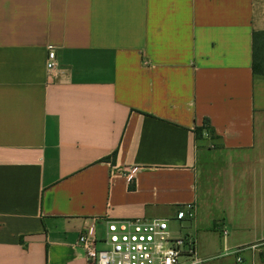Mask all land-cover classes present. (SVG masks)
Segmentation results:
<instances>
[{"label": "crops", "instance_id": "1", "mask_svg": "<svg viewBox=\"0 0 264 264\" xmlns=\"http://www.w3.org/2000/svg\"><path fill=\"white\" fill-rule=\"evenodd\" d=\"M256 33L264 0H0V264H87L83 231L140 218L194 233L206 264H236L233 210L249 207L263 242L262 171L247 192L238 170L264 151ZM206 147L226 157L220 230L200 226ZM192 204L195 222L174 221ZM214 231L221 253L204 245Z\"/></svg>", "mask_w": 264, "mask_h": 264}, {"label": "built area", "instance_id": "2", "mask_svg": "<svg viewBox=\"0 0 264 264\" xmlns=\"http://www.w3.org/2000/svg\"><path fill=\"white\" fill-rule=\"evenodd\" d=\"M56 66V47H53L48 52L46 68L52 72ZM137 170L132 168L128 177ZM196 217L197 207L192 204L180 209L174 221L188 224L195 222ZM170 224L168 219L111 220L107 222L104 237L99 238L92 229H86L78 244L85 252L87 264H206L198 254L196 235L182 234L180 229L175 233ZM241 254V251L235 253L236 264H246Z\"/></svg>", "mask_w": 264, "mask_h": 264}, {"label": "rangeland", "instance_id": "3", "mask_svg": "<svg viewBox=\"0 0 264 264\" xmlns=\"http://www.w3.org/2000/svg\"><path fill=\"white\" fill-rule=\"evenodd\" d=\"M205 154L206 156L204 162L200 164L198 183L200 226L208 225L211 223L212 219H215V228L220 230L223 226L222 210L220 206V190L222 172L226 167V157L222 151L214 147H206ZM259 158V164L255 166H239L238 168V170L241 169L239 171V174L242 175L240 180L243 182L242 184L244 187L247 188V192L251 186V182L247 176L248 174L250 176L251 170L254 169V167L257 166V169L259 172L260 170L262 171L264 177V151ZM236 169L237 166L234 167L235 171ZM252 214L253 212L251 207L247 210L245 209L244 213H242L241 210H233V225L241 227L242 229L234 233L235 235L232 234L233 237L231 236L229 238V246L235 247L236 245H239L238 247H241V249L244 250L241 255L244 257L246 264H264V245H262L264 244V241L254 244L257 241V236L255 235L256 230L253 228ZM176 226V224L172 223L173 229H178ZM229 231L231 232V230ZM211 239H214L215 243L214 245L211 243L210 246H208V243H204L206 249L209 248L208 251L210 250V253L212 254L221 253L224 247L223 238L218 234V232L214 231L213 235H211ZM213 246L215 249L214 252Z\"/></svg>", "mask_w": 264, "mask_h": 264}, {"label": "trees", "instance_id": "4", "mask_svg": "<svg viewBox=\"0 0 264 264\" xmlns=\"http://www.w3.org/2000/svg\"><path fill=\"white\" fill-rule=\"evenodd\" d=\"M264 39V33L254 34V63L253 71L255 74L264 75V45L261 41Z\"/></svg>", "mask_w": 264, "mask_h": 264}]
</instances>
